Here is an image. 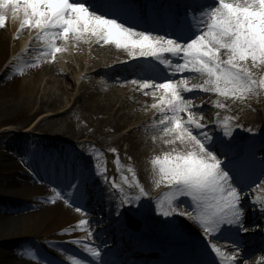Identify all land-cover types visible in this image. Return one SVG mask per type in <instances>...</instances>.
Here are the masks:
<instances>
[{
    "label": "snow or ice",
    "instance_id": "1",
    "mask_svg": "<svg viewBox=\"0 0 264 264\" xmlns=\"http://www.w3.org/2000/svg\"><path fill=\"white\" fill-rule=\"evenodd\" d=\"M9 14L13 21L20 20L21 31H34V39L41 45L32 49L37 55L32 62L24 63L25 68L36 67L46 59L55 62L57 54L68 52L70 46L79 49L81 44L92 43L114 45L139 61L137 78L129 82L156 101L151 108L159 118L153 121L152 139L170 146L151 160L156 186L164 184L169 189L158 210L165 217L174 213L187 216L202 229L204 239L197 244L202 258L189 264H243L239 233L248 229L242 201L249 191L264 183V158L256 160L250 151L239 149L234 136L240 127L236 117L221 116L218 111L214 119L206 121V109L194 101L200 94L215 95L214 107L229 111L228 101L244 102L264 94V0H191L182 15L166 13L162 35L154 34L156 29L138 30L128 23L139 19V10L128 0H101L95 7L86 0H0V29L6 27ZM164 70L163 76L158 75ZM14 74L23 75L24 69L11 64L8 78ZM209 122L219 131L213 134ZM32 147L35 150L23 156L22 162L37 182H45L42 172H55L57 168L70 175L68 190L50 181L51 194L44 198L45 203L62 200L76 212L88 215L83 199L85 186L94 176L108 184L109 200H117L116 215L123 205L139 204L149 195L132 168L128 169L132 179L122 176L118 183L115 179L109 181L106 168L99 165L81 167L71 155L61 159L36 145ZM115 163L120 165L118 154ZM124 185L137 188L138 193L130 195ZM72 189L80 203L71 199ZM178 202L191 210L181 211ZM253 204H258L264 214V200L255 198ZM96 223L99 221L80 219L62 229L61 234L79 230L92 237L90 224ZM221 240L232 244L233 250L220 247ZM73 243L90 253L96 264H111L106 253L102 256L100 246L86 239ZM27 254L39 264H52L31 250ZM72 264L81 261L73 258Z\"/></svg>",
    "mask_w": 264,
    "mask_h": 264
},
{
    "label": "bare ground",
    "instance_id": "2",
    "mask_svg": "<svg viewBox=\"0 0 264 264\" xmlns=\"http://www.w3.org/2000/svg\"><path fill=\"white\" fill-rule=\"evenodd\" d=\"M19 24L20 20L17 19L13 21L11 15L9 14L6 27L0 29V82H6L4 80H6L5 78H8L9 66L11 64H15L17 68H23L24 74H14L11 76V78H8L7 84L0 87V94L4 90L11 88L18 92L22 97L29 99V102L38 100L40 104L39 110L33 111L30 114L29 121L32 119H34V121L32 122V125H30L28 129L24 131V133L28 132L27 135L25 134L19 138V143L22 145H28L29 148H32L33 142L38 141L49 147L47 148L48 151H42L44 153L57 156L56 150L60 148L63 156L71 155L72 157L76 156L79 160L83 158L87 159V161H91V159L86 154V149L91 147H80L81 145L87 146L86 144L80 143L78 145L79 147L77 149V154L74 155V147L71 146L69 141L66 139L63 140L61 138L66 136L68 139H82V137L87 135L92 137L94 140L97 139L98 143H103L102 140H98L96 133L79 132L77 129H75L73 124H70L69 127L67 126L65 129H58L57 126L62 120L65 119L66 121L73 116L79 117L80 120L87 122L94 113H96L98 116L103 114L107 115L108 111L110 113L111 111L115 110V106H119L115 114L110 115L111 119L115 121L114 124H111V127L114 129H120L121 127L127 125L126 129L131 128L129 132L126 134H121L122 136L119 138V142L124 143V149H122L120 152L124 155L129 153V157L134 155L131 162H137L139 166V162L142 160V157H148L149 154H151L145 153L142 156L139 147L150 143L147 141L145 136L152 140V136L154 134L152 131L153 121L159 118V113L155 109L151 108V105L156 102L154 98L151 95H144L143 92L137 88L136 90L138 94H129L124 99H116L114 97H105L104 99L100 97V99H98L95 97L96 95H92L90 98L85 99L84 105L77 106L78 103L84 98L77 96L75 100L69 98L64 100L63 95L68 94L67 89L62 91L64 87L59 86L58 90L59 88H61V90H59L57 93H55V91L52 92L54 88L57 87L56 81H49V85H47L48 87L46 88V92L43 94V96L39 99L37 97L35 98V92H38L40 89L38 86L41 83L43 79L42 76L45 72V74L60 72V75L64 77L67 70L65 71L63 67L54 69L56 66L51 68L47 67V69L44 67L42 68L40 65L36 67L25 68L24 65H22L21 62H18L17 59L15 61L12 60L11 58L16 53L21 52V50L25 48L32 35H35L34 31L25 29L23 31H27L24 33V36L23 31L19 29ZM31 43H35L34 37L32 38ZM85 45L86 44L82 46L83 52H79L78 55L75 54V60H72V62L75 63L77 59V68L74 67L75 83L73 84V87H77V84L80 81L79 79H82L79 83L80 88H85L87 84H89V86L91 85V87L97 85L98 82L93 80V78L95 76L100 77L99 75L96 74L93 75V77H89L85 74L82 77L84 72H88V65L95 64L93 68L99 67L100 65H103V59H115L116 57L113 55V53L119 54V59L128 56L126 51L118 50L114 45H104L103 47H100V45L97 46L96 49H91V51H87ZM95 45H93V47H95ZM105 49L111 51V55L108 58H97L95 56L97 52L101 53L100 51ZM69 50L68 56H66L67 52H65L59 55V58L65 60L71 59L73 51H76L77 48L70 46ZM26 70H28L29 73H26ZM29 74L31 76L33 75L34 77L30 79ZM185 75H187V73ZM195 82L196 81H193V83ZM50 83L52 86H50ZM95 88L96 93V91L99 89L97 87ZM129 93L132 92L129 91ZM216 98L217 97L215 95L200 94V98H197L194 101L196 105H203L204 109H206V121H208L209 117L214 119L216 113L219 111L221 116L231 115L236 117L237 119L235 120V123L240 125L239 128L242 130H249L257 128L258 126H264V94H262L260 97H252L249 100L244 101L243 106L248 107L252 111L253 109L255 110V108L263 107V112L259 113L258 116L253 120L245 119L246 116H244L242 113L243 109L240 105L241 102L232 103L231 101H228L230 107L229 111L216 109L213 105V101H215ZM63 104H65V106H63ZM16 105H18V103L13 98H1L0 123L8 119L1 120V118H3L5 115L10 114V112L13 113L12 110L16 108ZM249 105H251V107H249ZM131 106H136L137 108L134 109H136L138 113H136L134 109H129ZM140 109L147 110L145 116H141L143 114H140ZM56 114L58 115V118L54 121L53 119ZM36 116L38 117L35 120ZM136 123L137 126L134 127ZM209 127L212 129L213 134L219 131V129L213 128L210 122ZM36 130L48 132L51 134V136H53V138H56L55 141H53V138L50 139L47 137H37L36 134L33 133V131ZM2 132L4 131L1 130L0 133ZM142 136L145 137L144 140H142ZM236 139L238 142L240 141L239 138ZM1 140L2 136H0V141ZM156 140L159 141L160 139ZM73 141L75 142V140ZM160 141H162L164 146L162 145L157 153H153L155 155H151L153 158L156 155H162L163 152L170 150V146L164 144L163 140ZM116 144L117 141L112 143V148L116 149ZM125 144L128 146H125ZM0 145L2 147L1 142ZM9 147L14 149L15 153L11 154L5 151L8 149V145L4 148L2 147V151L0 150V187H4V189L0 188V196L3 198L2 202L4 206L0 208V211L4 210L0 213V264H39L37 260L32 259L27 254V250H31L33 253L43 256L46 258V260L52 261V264H72L73 258L81 261V264H96L90 253H88L81 245L73 243V241L77 239H86L87 242L93 246H100L103 248V240L100 239V236L104 233L111 232L108 228H100L104 220L96 218L95 215H93V217H90L89 214L86 216L82 215L81 213L76 212L75 207L66 204L62 200L57 201L55 204L45 203L44 198L51 194L52 185L50 181L54 180L57 184L65 183L66 181L61 180L58 183L57 179H51L48 170L40 174L45 182H37L33 175H31L28 171L25 163L22 162V157L26 155L25 151L19 148L20 146L18 147L14 142L10 143ZM93 165L97 164L93 163ZM149 165L150 166L148 167L146 165V168H148V171H152L153 173L151 162ZM99 166L102 168V165ZM138 166L137 168H139ZM145 169L143 171L136 169L137 171H135V173L136 179L139 180L140 184L143 185L149 195L146 199H143L145 201H141L139 204L123 205L124 209L129 210L131 214L135 215L145 228H154L156 234H159L161 238L182 240L183 244L186 240V245H189L192 248H197L198 242L204 239L202 235V229L194 220L189 219L187 216H180L174 213L173 216L165 217L161 214L158 208L169 189L164 184H161L159 187H157V177L152 175L151 177L147 178V172ZM125 174H127V172ZM125 174L122 176H127L129 180L132 179V174ZM121 177L116 178L119 179V183L122 182ZM88 185L89 184L85 186L86 195L83 199V203L86 207V203L89 201V197L87 195H91ZM106 185L108 186V184ZM125 190L129 192L130 195L132 193L134 194V191H132V189L129 187L125 188ZM71 191V199H73L75 203H80L81 201L77 198L76 191L74 189ZM118 195L119 193L117 191V196ZM252 195L253 194H249L250 197H252ZM157 198L160 199L158 200ZM6 199H11L13 201H7ZM181 200L185 201L182 198ZM180 204L185 206L184 203ZM185 208V211H187L190 207ZM87 209L88 213H93V211H90L89 207H87ZM180 210L183 211V208H180ZM250 212L251 209L249 207L245 209L244 215V224L247 221L245 226L249 225V231L239 233L240 243L243 246L241 249L242 251L245 250V246H248L246 248L249 249L253 247L252 245H249L251 242L249 236L253 234L248 232L261 233L260 229L262 227L255 225L256 219L252 217ZM247 213L248 215H246ZM85 217L89 218L88 220L90 222L99 221V223L94 225L90 224V230L93 231L92 237H87L85 232L79 230L73 232L71 235L61 234L62 229L68 227L69 225H74L78 220L85 219ZM179 221L182 223L181 226L178 225ZM32 237L40 238V243H34L31 240ZM224 249L226 251H232L233 245H228ZM249 249L243 252L241 257L239 256L243 261V264L245 263L246 258L250 255ZM248 264L254 263H251V260H249Z\"/></svg>",
    "mask_w": 264,
    "mask_h": 264
},
{
    "label": "rangeland",
    "instance_id": "3",
    "mask_svg": "<svg viewBox=\"0 0 264 264\" xmlns=\"http://www.w3.org/2000/svg\"><path fill=\"white\" fill-rule=\"evenodd\" d=\"M26 31H24L23 34L26 33ZM24 36H25V34H24ZM93 45H95V43H92L91 45L86 44L85 45L86 50L88 51V50H91L93 48L96 49L97 46H100V45L96 44L95 47H93ZM82 46H84V44H81L79 49H77L76 51H73L72 58L70 57L71 59H67V60L61 59V58H59V55H61L62 53H59V54H57L55 62H53L51 59H46L39 64L40 66H42V68L43 67L44 68H47V67L51 68V67L56 66L54 69H56L58 67H63V69L65 71L66 70L67 71H66V75H64V77L60 75L61 74L60 72H54L53 74H45L46 73L45 72L42 76L43 79L38 86V87H40V89L38 90V92L37 91L35 92V96H34L35 98L37 97L39 99L43 96V94L46 92V88L48 87L47 85H49V83H48L49 81L50 82L51 81L57 82V84H56L57 87L54 88V90L52 92L55 91V93H57L59 90H61V88H59V90H58L59 86L64 87V89H62V91L63 90L65 91V89H67L68 94L64 93V94H66V95H63L64 100L67 98L75 100L77 98V96L83 97L84 99H82L78 103L77 106L84 105L85 99L90 98V96H92V95H96L95 97L98 99H100V97L102 99H104L105 97H114L116 99H124L129 94H131V95L138 94L137 91H132V93H129V91H130V89L128 88L129 84H127V83L122 84V83H119L117 81H110V82L103 84L102 87H105V88H100L98 91H96L97 94L95 93L96 88H94L93 86L91 87V85L89 86V84H87V86L85 88H79V86L73 87V84L75 83L74 67H76L77 59H76L75 63H73L72 60L76 57L75 54L78 55V53L83 50ZM103 46H100V47H103ZM80 48H82V49H80ZM68 52H67L66 56H68ZM100 52L101 53L97 52V54L95 55L97 58H105V57L108 58L111 55V51L108 49H105V50L100 51ZM113 55L116 57L115 59H103L102 61H104L105 64H107L108 62L117 61L119 59V54L113 53ZM66 58H69V57H66ZM125 58H127V57H125ZM94 65H92V66H94ZM33 77H34L33 75L32 76L29 75L30 79H32ZM5 79L6 80H4V81H6V82H3V81L0 82V87L3 85L5 86V84H7L8 78H5ZM50 86H52L51 83H50ZM74 88H75V90H74ZM3 97H5L6 99H8V98L15 99L16 102L18 103V105H16L15 106L16 108L12 110L13 113L10 112V114H7L3 118H1V120L7 119V118L8 119L0 123V131L12 129L13 131H16V132L19 131L20 132V131H24V130L28 129V127L30 125H32V122L34 121V119L29 121L30 114L33 111L39 110V108H40L39 101L35 100L32 102L31 101L29 102L28 101L29 99L22 97L18 92H16L14 89H11V88L4 90L0 94V101H1V98H3ZM243 104H244V102L240 103V105L243 109L242 113L244 116H246L245 119H247V120H253L258 116L259 113L263 112V107L255 108V110L253 109V111H252L248 107L243 106ZM63 106H65V104H63ZM115 107H114L115 110L111 111L110 113L108 111L107 115L103 114V115L98 116L96 113H94L93 115H91L92 117L89 116L91 118L87 122L80 120L79 117H76V116L75 117L73 116L70 119H67L66 121L64 119L57 126V128L58 129L59 128L65 129L67 126L69 127L70 124H73L75 126V129H77L79 132H94V133H96L98 140H102L103 143H100V144L97 143L96 144L97 139L94 140L92 137H89V136L87 137V135H85L84 137H82V139H85V142L90 141L92 143V144L90 143L92 147L87 149V150L89 153L95 155V157L98 158V162H100V164H106L105 165V168L107 170L106 172L112 173L111 174V180L115 179L117 182H119V179H116V178H120L126 172L129 175L132 174L131 172L128 171L129 168L134 169V171H137L136 169L143 171L146 168V165H147V167L150 166L149 164H150L151 160L153 159V157H151V155H155L153 153H155V152L157 153V151H159V149L161 148L163 143L160 140L159 141L153 140V139L150 140L149 137L145 136L147 141H149L151 144L150 143L145 144V145L139 147L141 151L139 149L138 150L142 153V156L145 153L146 154L151 153V154H149L148 157H142V160L139 162V166H138L137 162L136 163L131 162L133 160L134 155L133 156L131 155L129 157V153L125 154V155L121 154L120 151L122 149H124V147H123L124 143H120L119 139H117V137H119L121 134H125L127 132V129H126L127 125H125L124 127H121L120 129H114L111 127V124H114L115 121L113 119H111L110 115L111 114L114 115L116 110L119 108V106H115ZM249 107H251V105H249ZM134 108H137V107L131 106V108H129V109H134ZM134 110L136 113H138V111L136 109H134ZM139 111H140V114H143L141 116L146 115V112H147L146 109L145 110L140 109ZM37 117L38 116L35 117V120ZM57 118H58V115L56 114L53 120L55 121V120H57ZM133 123H135V122H133ZM136 126H137V123L134 127H136ZM36 133L40 134L41 136L52 137L51 134H49L48 132H43L41 130H36ZM15 137H12V136L9 137V135H7V134H2V140L0 142L6 143L8 141L9 143H13L14 141H18V140H16V138H18V137H16V138ZM145 137L142 136V140H144ZM116 141H117V144L115 147L116 152L114 153L111 150V148L113 147L112 143H115ZM125 146H128V145L125 144ZM2 147L4 148L3 145H2ZM2 147L0 145L1 151H2ZM117 154H118L119 159H120V165L119 166H117L115 163ZM141 165H142V167H141ZM134 166H136V167H134ZM137 166L139 168H137ZM145 171L147 172V178L154 175L152 173V171H148V168H146ZM127 174H125V175H127ZM93 178H95V177H93ZM0 188L4 189V187H0ZM256 190H257V192H256ZM252 191H255V196H253L252 198L251 197H245L244 200L242 201V204L244 203V205H242V206H247V205H245L247 202L250 205L253 204V200L255 198L261 199L260 194L264 192V187H262L260 184L259 187L254 188ZM262 196H264V194H262ZM179 207L183 208V211L186 210L181 204H179ZM179 224L181 225L182 223L179 221Z\"/></svg>",
    "mask_w": 264,
    "mask_h": 264
}]
</instances>
